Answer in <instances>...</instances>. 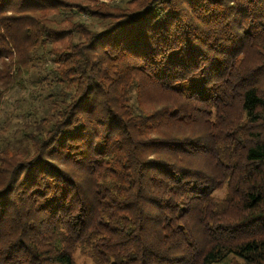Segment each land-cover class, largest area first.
Instances as JSON below:
<instances>
[{
  "label": "trees",
  "instance_id": "16d2710c",
  "mask_svg": "<svg viewBox=\"0 0 264 264\" xmlns=\"http://www.w3.org/2000/svg\"><path fill=\"white\" fill-rule=\"evenodd\" d=\"M264 264V0H0V264Z\"/></svg>",
  "mask_w": 264,
  "mask_h": 264
},
{
  "label": "rangeland",
  "instance_id": "374dc122",
  "mask_svg": "<svg viewBox=\"0 0 264 264\" xmlns=\"http://www.w3.org/2000/svg\"><path fill=\"white\" fill-rule=\"evenodd\" d=\"M217 264H230V260L226 262L217 263Z\"/></svg>",
  "mask_w": 264,
  "mask_h": 264
}]
</instances>
